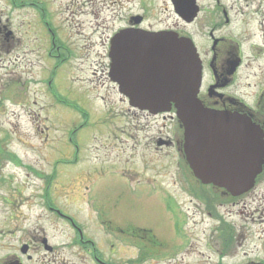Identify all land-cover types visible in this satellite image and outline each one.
Here are the masks:
<instances>
[{
	"label": "rangeland",
	"instance_id": "rangeland-1",
	"mask_svg": "<svg viewBox=\"0 0 264 264\" xmlns=\"http://www.w3.org/2000/svg\"><path fill=\"white\" fill-rule=\"evenodd\" d=\"M34 2L42 18L51 23V30L59 26L64 41V63L57 73L64 108L56 105L40 84L29 83L30 92L20 102L35 98L37 104L25 111L16 105L14 97H10L15 101L13 105L3 99L0 138L10 140L7 144L14 150L17 141L23 140L21 134L36 138V152H16L25 160H37L38 167L43 163L41 151L64 148V210L89 231L93 229L87 222L92 216L90 206L96 202L100 207V200L106 197L124 216L167 226L181 219L177 224L184 231L183 237L186 241L190 237L195 244L190 253H184L183 264H264L263 186L221 197L210 187L199 189L188 167L177 164V154L170 146L161 147L163 158H152V154L140 158L136 153L137 137L130 136L133 131L129 130L134 124L133 111H127V104L120 102L122 97L109 81L107 51L110 35L130 13L141 12L138 0ZM161 9L150 12V24L175 21L170 10ZM37 18L31 8L11 9L7 0H0L1 22L20 40L7 55L20 54L30 62L29 68L23 59L20 65L21 79L28 82L38 79L50 65L46 58L47 36L44 38ZM0 73L6 76L3 69ZM163 114L165 119L160 114L149 117L151 129L156 132L159 128L164 135L174 136L179 130L176 121L169 119V113ZM100 168H104L103 174L98 172ZM198 194L205 195L210 208ZM118 219L112 217V221ZM70 233L64 223V235Z\"/></svg>",
	"mask_w": 264,
	"mask_h": 264
},
{
	"label": "flooded vegetation",
	"instance_id": "flooded-vegetation-1",
	"mask_svg": "<svg viewBox=\"0 0 264 264\" xmlns=\"http://www.w3.org/2000/svg\"><path fill=\"white\" fill-rule=\"evenodd\" d=\"M7 3L11 9L23 6L36 12L41 32L44 38L47 36L46 58L50 65L38 79L23 81L22 59L28 68L30 62L20 54L7 55L20 40L0 19V70L6 75L0 73V110L4 108L3 99H9L13 105L15 101L10 97L25 111L35 106V98L20 102L30 92L29 83L40 84L56 105L64 108L57 81L58 69L64 63L59 26L52 21L56 27L51 30V23L42 18L34 0H7ZM138 4L141 12L130 13L108 39L109 64L112 41L121 31H169L190 39L201 63L197 97L202 106L245 117L257 128L263 157L252 187H264V0H168L167 4L138 0ZM159 8L170 10L175 21L150 24V12ZM47 12L52 16L48 8ZM193 24L195 27L190 28ZM108 78L113 90L122 97L120 102L127 104V111H133L134 124L129 130L133 131L130 136L137 137L134 144L140 158H148L150 154L152 158H163L161 147L170 146L177 154V164L181 162L192 173L185 160L182 125L174 111L169 113V119L176 121L179 130L175 135H164L159 128L154 132L149 117L159 114L131 106L121 94L119 83L109 75ZM160 115L165 119V114ZM21 136L23 140H16L15 150L7 144L10 140L0 138V264H183L184 253H190L195 244L190 237L189 241L183 237L184 231L177 224L181 219L167 226L124 216L105 197L100 200V207L96 202L91 204L92 216L87 222L93 229L87 230L83 222L64 210V148L41 151L43 163L38 167L37 160H25L16 152L21 149L36 152V138ZM98 170L104 173V168ZM196 181L201 190L210 187L221 197L230 196L222 188ZM203 202L210 208L204 197ZM112 217L119 221H112ZM64 223L70 228L69 235H64Z\"/></svg>",
	"mask_w": 264,
	"mask_h": 264
},
{
	"label": "water",
	"instance_id": "water-1",
	"mask_svg": "<svg viewBox=\"0 0 264 264\" xmlns=\"http://www.w3.org/2000/svg\"><path fill=\"white\" fill-rule=\"evenodd\" d=\"M110 58L109 76L130 105L152 114L175 109L186 161L201 183L233 196L253 185L263 157L257 128L245 117L202 106L201 63L190 39L172 32L121 31Z\"/></svg>",
	"mask_w": 264,
	"mask_h": 264
}]
</instances>
